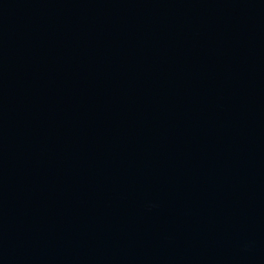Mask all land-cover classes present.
I'll use <instances>...</instances> for the list:
<instances>
[{"label":"water","instance_id":"1","mask_svg":"<svg viewBox=\"0 0 264 264\" xmlns=\"http://www.w3.org/2000/svg\"><path fill=\"white\" fill-rule=\"evenodd\" d=\"M0 264H264V0H0Z\"/></svg>","mask_w":264,"mask_h":264}]
</instances>
